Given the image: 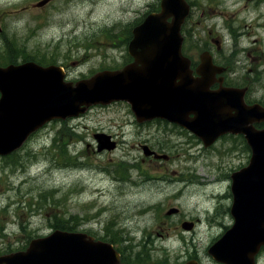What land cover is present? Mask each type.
I'll return each mask as SVG.
<instances>
[{
  "label": "rangeland",
  "instance_id": "obj_1",
  "mask_svg": "<svg viewBox=\"0 0 264 264\" xmlns=\"http://www.w3.org/2000/svg\"><path fill=\"white\" fill-rule=\"evenodd\" d=\"M42 1L0 0V24L6 25L0 63L12 58L60 65L69 81L122 68L130 57L133 27L161 3L54 0L39 7ZM190 1L208 13L201 23L198 16L191 19L188 28L195 29L196 38L199 32L203 36L216 18L227 58L234 59L230 77L240 84L249 74L235 60L229 29L238 32L244 20L242 0ZM246 17L243 25L249 24ZM254 96L264 97V80ZM97 134L107 135L108 146L114 141L116 148L100 152ZM145 146L162 158L149 149L145 154ZM250 157L242 136H223L207 148L167 121L139 124L126 102L56 120L19 151L0 156V256L25 250L62 224L112 241L127 250L132 264H212L210 247L233 224L232 175Z\"/></svg>",
  "mask_w": 264,
  "mask_h": 264
},
{
  "label": "water",
  "instance_id": "obj_2",
  "mask_svg": "<svg viewBox=\"0 0 264 264\" xmlns=\"http://www.w3.org/2000/svg\"><path fill=\"white\" fill-rule=\"evenodd\" d=\"M51 1L44 0L38 6ZM189 13L186 0H162L161 12L149 15L133 31L129 50L135 63L120 71L97 73L75 85L65 81L66 74L58 66L44 68L28 62L0 67V155L22 148L32 134L52 120L78 117L94 105L115 101L129 102L139 122L167 119L199 136L207 147L221 135L244 134L252 158L247 168L233 176L232 213L236 224L212 250L215 258L222 260L217 252L221 255L223 241L234 237L238 244L227 258L230 264H238L247 253L243 243L264 244V129L249 126L264 122V108L244 106L243 94L236 89L212 93L201 88L210 77L208 72L204 81H195L200 86L193 85L189 90L191 79L182 55L181 35ZM178 80L182 82L177 84ZM191 114L195 117L190 120ZM96 138L99 151L115 149V143L108 146L106 136ZM145 151L148 154V148ZM248 212L258 217L251 223L249 216V225L242 221ZM119 263V254L112 245L84 233L61 231L34 239L26 251L0 256V264Z\"/></svg>",
  "mask_w": 264,
  "mask_h": 264
},
{
  "label": "flooded vegetation",
  "instance_id": "obj_3",
  "mask_svg": "<svg viewBox=\"0 0 264 264\" xmlns=\"http://www.w3.org/2000/svg\"><path fill=\"white\" fill-rule=\"evenodd\" d=\"M187 2L190 5V13L186 18V20L184 21L181 33L183 36L182 55L187 60V64H188L187 72L190 74L189 78L191 79L189 90L192 89L193 85L196 84L199 85V83H195V81H200V80L204 81L206 77V76L204 77L205 72H208L210 74V77L205 82V84H203V86L199 85L201 88H204L212 93L222 91L223 89H236L239 91L240 94H243L242 102L244 106L248 108H252L254 106H260L264 108V97L256 100V97L254 96V91L256 89L257 83H261L264 80V38L261 37V31L264 32V0H242V4L240 5L239 10L243 14L244 20L240 24V28L238 32L236 31V29H229L235 38L234 46L237 48L235 60L237 61V63H241V65H243V69H247V73L249 74V76L243 78L240 84L234 83L230 77V72L232 71L233 67L229 64L233 63L232 61H234V59L227 58V55L224 51V45L225 46L227 45V41L223 37V35L220 34L217 29H215L216 18H213L214 26L208 25V28L203 34V36H201L202 33L199 32L198 33L199 35L197 34V38H196V33L194 31L195 29L194 30L189 29L187 24L191 21V19L196 18L197 16H198V21H200L201 23V21L205 17H207L208 12L207 10H201L205 8L201 4H198L196 2H191L190 0H187ZM30 12L32 11H29V13ZM151 13H155V11L146 14L145 17L140 21V23H138L136 26L133 27L131 31L132 36L128 45V53L130 56L129 60L122 68H118L117 71H120L125 67L136 62L135 58L133 57V55L130 53L129 50V46L131 44V41L133 40V31L135 28L140 26ZM247 14L250 18V19L248 18L249 24L243 25L247 20L246 17ZM4 32H6V25L0 24V35H3ZM262 34L264 36V33ZM196 40H197V44L196 42H194ZM9 52L13 53L14 50ZM16 64H18V61L9 58L7 62L0 63V67H7ZM75 82L76 81H73V83ZM181 82L182 81L178 80L177 84H180ZM179 90H182L181 86L179 87ZM234 101L238 105L240 104V100L236 99V97L234 98ZM116 103L118 102H114L113 104ZM233 109L234 110L231 112L232 115L236 114V108L233 107ZM194 117H195L194 114L189 115L190 120L193 119ZM136 121L139 124H146L154 121H167L170 124L178 125L174 122H169L168 120H164V119H154V120H146L143 122H139L136 118ZM249 126L250 127L253 126V128H255L256 130H261L264 128V122H256L250 124ZM227 135H233V134H227ZM235 136H242L248 145L245 135L237 134ZM153 157L156 159L157 157H162V156L154 152ZM232 208L233 205H231L230 207V213L234 224L235 220L232 214ZM232 225L226 227L224 234L228 232V230L231 228ZM183 226H185V224ZM224 234L221 237H219L217 241L214 242V244L210 247V249L219 240H221ZM93 237L95 241H103V242L111 243L109 241L101 240L96 236ZM242 247L244 252L247 253L245 255V258L242 261L238 262V264H264V244L256 246L254 244H251V242H248L246 244L243 243ZM115 248L120 250L119 264L133 263L132 261H130L131 259L129 254L127 253V250L124 251L121 248L118 247ZM210 249L208 253L211 255ZM210 257H211L210 261L212 264H230L228 262L229 259L225 258V261L221 262L212 255ZM195 264H201V263L195 262Z\"/></svg>",
  "mask_w": 264,
  "mask_h": 264
},
{
  "label": "trees",
  "instance_id": "obj_4",
  "mask_svg": "<svg viewBox=\"0 0 264 264\" xmlns=\"http://www.w3.org/2000/svg\"><path fill=\"white\" fill-rule=\"evenodd\" d=\"M39 63H41V64H43V65H45L43 62H40L39 61ZM59 226H61L62 224H58ZM56 227V229L55 230H62V231H70V232H72V230L71 229H69V228H61V227ZM32 241V240H31Z\"/></svg>",
  "mask_w": 264,
  "mask_h": 264
}]
</instances>
